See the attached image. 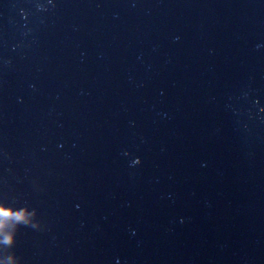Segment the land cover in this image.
Returning <instances> with one entry per match:
<instances>
[{"label":"water","instance_id":"1","mask_svg":"<svg viewBox=\"0 0 264 264\" xmlns=\"http://www.w3.org/2000/svg\"><path fill=\"white\" fill-rule=\"evenodd\" d=\"M0 264H264V0H0Z\"/></svg>","mask_w":264,"mask_h":264},{"label":"snow or ice","instance_id":"2","mask_svg":"<svg viewBox=\"0 0 264 264\" xmlns=\"http://www.w3.org/2000/svg\"><path fill=\"white\" fill-rule=\"evenodd\" d=\"M12 215L10 212H7L3 209H0V216H4V217H7V216H10Z\"/></svg>","mask_w":264,"mask_h":264}]
</instances>
